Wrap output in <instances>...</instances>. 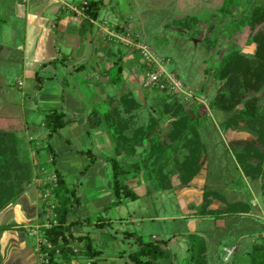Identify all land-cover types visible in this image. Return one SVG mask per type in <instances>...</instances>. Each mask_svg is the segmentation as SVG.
Masks as SVG:
<instances>
[{"label": "crops", "instance_id": "0c3cea01", "mask_svg": "<svg viewBox=\"0 0 264 264\" xmlns=\"http://www.w3.org/2000/svg\"><path fill=\"white\" fill-rule=\"evenodd\" d=\"M83 1L0 0V134L14 132L32 157L34 141L30 140L44 143L46 147L50 143L56 153L53 168L59 171L69 186L75 184L78 190L80 203L73 206L67 217V222L72 224L73 234L93 238L94 245L102 252L96 257L99 264H137L130 259L129 254L140 246L135 238L125 239L124 232L133 231L142 237L144 226L125 228L123 224H136L146 219L165 221V227L152 231L147 228V231H151L150 241H163L169 252L170 244L177 240L173 235L176 232L174 223L178 219H186L183 218L185 213L178 215L175 212L177 198L182 205L187 206L190 200L197 198L198 214L202 218L215 217L219 226H225L226 218L231 214L252 216L255 215L254 209L262 211L257 196L248 202L243 199L239 189L223 193L206 188L207 174L203 173L205 144L201 138L204 151L199 161L200 169L188 183L182 182L175 168V158L170 156L169 149L175 146L174 142L169 144L168 152L159 160L163 168L159 166V170L155 169L150 179L143 177L146 171L144 166L142 169L136 167L137 156L112 154V133L105 121L114 107L123 115H128V110L137 113L142 107L145 100L142 85L145 64L134 48L103 35L99 26L106 24L112 28L130 23L133 33L139 39L148 41L133 20V13L137 11L131 0H88L99 3L95 18L87 13L77 14L70 9L72 5H80ZM206 2L176 0V7L184 12L182 15L197 16ZM171 28L180 32L187 30L179 26ZM8 67L14 68L13 75L6 73L4 68ZM13 76L20 98L15 97V90L8 84ZM124 99L128 105H123ZM114 102L116 106H112ZM199 106H193L194 110L202 108ZM188 107L184 106L185 109ZM51 109H63L72 121L48 137L45 117ZM240 125L243 124L231 129L234 130L240 152H243L249 142L258 137V133ZM163 141L166 142L165 137ZM86 151L91 154L87 155ZM47 152L46 149L44 153L47 155ZM112 158L128 169L122 180L137 194V198L123 197L116 203L112 188ZM86 166V172L81 175ZM260 179L254 181L258 184ZM143 186L145 193L163 192L160 214L144 217L138 215L136 210L129 209V200H138L144 194L140 191ZM208 192L211 196L204 207ZM40 197L38 188L30 186L0 214V226L7 227L0 231V264H39L37 240L29 241V237L34 235H29L21 226L42 221ZM189 211L195 212L192 207L186 213ZM85 218H90L92 223H83ZM118 236L122 237L123 243L111 249V242ZM247 236L241 235L231 247L224 245V259L226 249L233 250L229 260L235 251L244 252L257 242ZM179 237L177 241H181V245L177 243L176 246L184 257H187L185 252L189 253L190 260L189 239L186 235ZM98 241L108 242L109 245L104 249L99 247ZM159 264L180 263L176 254L171 253L162 258Z\"/></svg>", "mask_w": 264, "mask_h": 264}, {"label": "rangeland", "instance_id": "374dc122", "mask_svg": "<svg viewBox=\"0 0 264 264\" xmlns=\"http://www.w3.org/2000/svg\"><path fill=\"white\" fill-rule=\"evenodd\" d=\"M131 1L137 11V13H133V20L144 33L147 41L155 47L159 55L171 58L172 65L169 67L175 69L187 85L194 89L201 88V93L205 95L206 104H200L199 107L202 108H199L198 111L195 110L196 119L194 122L198 127L199 136L203 144H205L203 173L207 174L206 188L216 189L223 193H227L234 188L239 189L245 201L249 202L254 196H257L263 209L262 211L254 209L253 213L255 215L252 216L231 214L226 218V225L219 226V224H216L215 217L202 218L203 216L198 214L199 205L197 198L190 200L188 206L182 205L179 198H177V202L175 201V212L178 215L185 213L183 218L186 219H178L174 223L176 232L173 235L177 237V240L180 239L179 236L186 235L190 242V248L194 244L195 251H198L203 245L205 247L204 264H258L257 256L251 253L253 245L244 252L235 251L229 260L224 259V245L231 247L241 235H248L247 237L250 239H256L258 244L264 242V196L260 187L263 180L261 178L257 184L254 179L245 174L244 165L240 158V148L236 138H234V130L227 126V119L230 113L212 107L210 102L218 93L222 84V80L216 77L213 69L228 53L230 47L235 45L237 49L247 55H253L256 49V43L252 39V32L249 26H236L232 22L233 18H240L249 8L263 1L239 0L238 4L233 7L231 14H223L220 11V7L224 0H206L207 2L203 4L197 16L182 15L184 12H181L176 7V0ZM186 16H194L196 20L195 22L191 19L187 20L188 31L180 32L178 29L171 28L172 26H179L176 25V19H183ZM257 30L264 31V24L258 26ZM4 69L9 75L15 73L13 67ZM8 81L9 86L16 92L15 97L20 98L17 93L18 89L15 85L14 76ZM143 91L145 100L140 98L144 102L142 107L137 110V113H131L132 110H128V115H123L114 107L115 109L112 108L110 111L109 120L113 118L117 120L119 118L118 125L115 127L114 124H110L107 121L108 117L105 122L112 133L114 144L112 154L116 156H137L138 165L136 167L142 169V166H144L146 171L143 177L150 179V174L155 169L159 170V166H161V169L163 168L159 164L160 159L155 154H148L151 138L158 137L163 141L165 137L166 142L163 141L164 143H172L173 141L166 136L170 128V122L184 112L185 108L175 94L168 96V92L159 90L147 91L144 88ZM256 94L260 99V112L264 114V87ZM114 100L117 101L116 99ZM123 103V105H128L126 99H124ZM112 106H116V103L114 102ZM241 107L242 105H239L235 112H238ZM134 108L137 109L138 107ZM121 120L124 122L123 124ZM100 121L98 120V122ZM141 127H149L152 130H146L145 135L141 134L138 137L139 141L134 140L136 142L134 144L128 138ZM165 132L166 134L164 135ZM12 133L17 142L18 158L25 165L26 174H22V177L25 178L22 183V191L11 203L26 188L30 186L38 188L41 196L43 219L33 225L21 226V229H25L29 235H34L31 238L29 237V241L34 242L37 240L38 260L39 264H42L44 254L42 248L49 246V242L44 235L45 229L52 227L56 223L55 220H57L56 207L59 200L55 189L58 175L51 164L50 152H47V155L44 153L47 149L44 143H35V140H30L31 142L34 141L32 157L25 144L17 139L14 132ZM131 146H134L135 150L130 153L128 149ZM8 157L14 156L9 154ZM150 184L154 185L153 183ZM72 186H75V184ZM140 191L144 194L138 200H129V209L132 211L136 210L138 215H143L144 217H153L160 214L162 211L161 196L163 192L145 193L144 186ZM165 199L168 201L167 198ZM172 202L173 200L171 199V206ZM191 207L192 211L195 212L189 211L187 214L186 210ZM4 209L0 211V214ZM125 209L123 210L125 211ZM166 224L163 220L146 219L138 221L136 224L127 222L123 226L125 228L134 225V227L136 225L144 226V236L142 238L144 241H150L151 234L149 233L153 229L159 230L165 227ZM3 228L7 227L0 226V231ZM147 228H150L151 231H147ZM112 233L114 232L112 231ZM116 238L110 244L111 249L117 244L123 243L122 237L118 236ZM177 240L170 244L169 254H176L180 264H190L189 253L185 252L187 257H184L181 249L176 246L177 243L181 245V241ZM45 241L48 244L44 243ZM98 245L106 249L109 243L98 241ZM71 246L75 257L71 263L63 262L62 264H91V260L84 255L81 241L74 240ZM196 258L199 259L197 255ZM159 263L160 261L150 264Z\"/></svg>", "mask_w": 264, "mask_h": 264}, {"label": "trees", "instance_id": "16d2710c", "mask_svg": "<svg viewBox=\"0 0 264 264\" xmlns=\"http://www.w3.org/2000/svg\"><path fill=\"white\" fill-rule=\"evenodd\" d=\"M262 1V3L249 8L240 18H233L234 25L249 26L252 39L256 43V49L253 55H247L237 49L235 45L230 47L228 53L213 69L216 77L222 80V84L210 104L214 108L230 113L227 119L228 127L243 124L258 133V137L250 141L244 151L240 153V158L247 176L252 179L262 178L261 189L264 195V114L260 112V99L256 94L264 87V31L257 30L258 26L264 24V0ZM238 2L239 0H224L220 11L223 14H231L233 7ZM98 10V2H89L86 13L95 18ZM190 19L193 22L196 21L194 16H186L183 19L175 20V22L176 25L188 30L189 26L186 25V22ZM117 73L120 74V71L117 70ZM239 105H242L241 109L235 112ZM195 119L196 114L193 106L185 109L184 112L170 122V128L166 134L167 138L175 143V146L170 148L169 144L155 137L154 139L151 138L148 150L149 155L155 154L158 159H163L164 153L168 152L170 148V156L175 158V168L183 183H188L198 173L200 169L199 161L204 151L198 127L194 122ZM117 120H114V118L109 120V116L107 119L115 127L120 119ZM71 121L72 119L67 116L63 109L49 110L45 117V125L49 131L48 137L57 133L61 127ZM146 130L152 129L141 127L128 139L135 144L134 140L139 141L138 137L144 134ZM47 150L52 156L51 163L53 166L56 153L50 143L47 144ZM134 150V146H131L128 152L131 153ZM85 153L87 155L91 154L89 151ZM9 154H13L14 157L9 158ZM93 161L94 159L91 158V162ZM112 164L114 171L112 188L116 203H119L123 197L137 198V194L122 180V176L128 169L120 164L116 158H112ZM25 168V165L18 158V148L14 134L12 132L0 134V211L22 191V183L25 179L22 174H26ZM87 168L88 166L82 170L81 175L86 172ZM54 171L58 175L55 189L59 200L56 207L57 220L52 227L45 229L44 235L49 242V246L42 248L47 260L42 264L71 263L75 257L71 246L74 240L83 243L84 255L91 260V264H99V259L96 257L101 255L102 252L94 245L93 238L88 235L75 236L71 229L72 224L67 222L69 211L73 206L80 203L77 187L69 186L59 171L55 168ZM210 196V192L205 195L204 207L207 205ZM209 212L213 213L212 211ZM82 222L92 223L90 218H85ZM124 238H135L138 242L139 249L129 254L130 259L137 264L159 262L162 258L170 255L161 240L144 241L140 235L133 231H125ZM204 250L205 247L201 245L200 249L195 251L194 244H192L190 264H204ZM251 253L257 256L258 264H264V242L253 244ZM196 255L199 259L196 258Z\"/></svg>", "mask_w": 264, "mask_h": 264}, {"label": "built area", "instance_id": "2783aa9c", "mask_svg": "<svg viewBox=\"0 0 264 264\" xmlns=\"http://www.w3.org/2000/svg\"><path fill=\"white\" fill-rule=\"evenodd\" d=\"M88 5L89 1L84 0L80 5H72L70 9L77 14L85 15ZM92 20L94 21V19ZM99 30L111 40L130 46L140 54L145 64L142 80L144 89L159 90L175 94L184 106L192 107L206 104V98L205 95L201 93V88L194 89L187 85L180 78L177 71L169 67L172 65L171 58L169 56L159 55L154 46L139 39V37L133 33L130 23L119 25L118 27L114 26L112 28H108L106 24H101ZM50 161H52V156L50 157ZM54 177H56V175H54ZM44 243L47 242L45 241ZM232 251V249H226V260L229 258ZM45 261L47 260L45 254H43L42 262Z\"/></svg>", "mask_w": 264, "mask_h": 264}]
</instances>
